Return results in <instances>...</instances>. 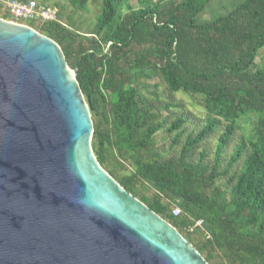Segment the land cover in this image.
I'll return each instance as SVG.
<instances>
[{"label":"trees","instance_id":"obj_1","mask_svg":"<svg viewBox=\"0 0 264 264\" xmlns=\"http://www.w3.org/2000/svg\"><path fill=\"white\" fill-rule=\"evenodd\" d=\"M89 1L70 0L82 11ZM210 2L102 0L94 28L86 31L72 19L63 22L62 7L57 19L38 25L14 21L53 38L77 67L94 124L93 150L115 179L177 227L210 264H264V63L257 62L264 0H239L201 19ZM154 77L171 95L199 97L207 112L201 129L185 134L184 116L164 114L172 104H162ZM250 114L256 115L250 133L225 154ZM219 128L208 158V138ZM161 131L171 138V150L179 144L178 154L159 150ZM198 219L202 226H195Z\"/></svg>","mask_w":264,"mask_h":264},{"label":"water","instance_id":"obj_2","mask_svg":"<svg viewBox=\"0 0 264 264\" xmlns=\"http://www.w3.org/2000/svg\"><path fill=\"white\" fill-rule=\"evenodd\" d=\"M63 49L0 16V264H210L99 162Z\"/></svg>","mask_w":264,"mask_h":264},{"label":"rangeland","instance_id":"obj_3","mask_svg":"<svg viewBox=\"0 0 264 264\" xmlns=\"http://www.w3.org/2000/svg\"><path fill=\"white\" fill-rule=\"evenodd\" d=\"M6 0H0V16L7 17L5 19L7 20H21L28 24H35L38 25L41 21H39L36 18H20L17 19L15 16L10 14L4 6ZM39 3L46 4L49 6H53L57 8L58 10L63 8L62 11V20L63 22H68L70 19L74 20V27L86 31L91 30L94 28L96 23V15L101 11L102 9V0H90L87 10H76L70 0H37ZM134 3L137 2V0H132ZM239 0H211V2L207 5L204 12L201 14V19H207L214 13L218 12H225L229 10L232 5L237 3ZM4 18V17H3ZM257 62L259 64L264 63V47L260 50ZM151 83H156L158 85L157 92L163 101L162 104L171 103V107L168 111H164V114L168 113L169 115L176 117V116H184L186 118V122L183 126V129H185L186 133H189L193 130H199L201 129L207 120V112L206 110L200 105V102L196 99L199 97H195L193 95H187L183 91H179L177 94L171 95V93L168 91L166 84L162 81L161 78L154 77L152 80H150ZM178 105V106H176ZM245 119V118H244ZM246 119H248L246 117ZM256 119V115L250 114L249 120H241V128L237 129L235 131V137L232 140L231 144L228 146L227 151L225 154H228L230 151H232L235 143L239 138L244 135L245 131L250 133L253 121ZM221 128H219L214 134H212L211 137L208 138L209 142V149L210 154L208 158H212L214 155L215 145H216V138L218 137L219 132ZM185 134L181 137V142L185 141ZM157 139V145L159 147V150H162L166 155H176L178 154L180 150L179 144H177L173 150L170 149V141L171 138L167 137L164 131H161L156 136ZM223 164H226V160L223 161ZM139 190L145 192L148 189V185L146 184H139L138 185ZM152 190L147 191L148 194H150Z\"/></svg>","mask_w":264,"mask_h":264},{"label":"built area","instance_id":"obj_4","mask_svg":"<svg viewBox=\"0 0 264 264\" xmlns=\"http://www.w3.org/2000/svg\"><path fill=\"white\" fill-rule=\"evenodd\" d=\"M4 6L5 9L17 19L36 18L41 22L57 19V8L39 3L37 0H6ZM180 212L181 208L179 206L173 208L174 215H178ZM202 225V219H198L195 222V226Z\"/></svg>","mask_w":264,"mask_h":264}]
</instances>
